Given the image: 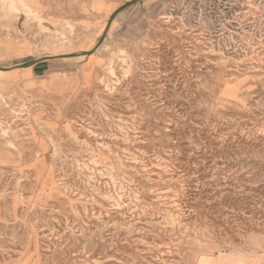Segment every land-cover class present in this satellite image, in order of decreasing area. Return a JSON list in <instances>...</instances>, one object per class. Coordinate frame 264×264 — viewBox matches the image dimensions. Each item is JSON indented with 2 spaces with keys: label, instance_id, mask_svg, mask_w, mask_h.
Segmentation results:
<instances>
[{
  "label": "rangeland",
  "instance_id": "obj_1",
  "mask_svg": "<svg viewBox=\"0 0 264 264\" xmlns=\"http://www.w3.org/2000/svg\"><path fill=\"white\" fill-rule=\"evenodd\" d=\"M40 6L0 0V264H264V0Z\"/></svg>",
  "mask_w": 264,
  "mask_h": 264
},
{
  "label": "crops",
  "instance_id": "obj_2",
  "mask_svg": "<svg viewBox=\"0 0 264 264\" xmlns=\"http://www.w3.org/2000/svg\"><path fill=\"white\" fill-rule=\"evenodd\" d=\"M53 1V6L50 5V0H42V7L40 6L39 11H43L45 16L44 20L47 22L56 23L60 20V12H57L54 8L55 0ZM89 5V10L92 12L93 20L100 23L102 21H107V27L111 23L116 21V17L121 15L122 11L134 4L136 6L144 5L148 0H86ZM39 2V1H38ZM39 7V6H38ZM47 17V20H46ZM108 31V28L105 32Z\"/></svg>",
  "mask_w": 264,
  "mask_h": 264
},
{
  "label": "bare ground",
  "instance_id": "obj_3",
  "mask_svg": "<svg viewBox=\"0 0 264 264\" xmlns=\"http://www.w3.org/2000/svg\"><path fill=\"white\" fill-rule=\"evenodd\" d=\"M52 50L54 51V52H57V51H61V50H63V49H57V48H55L54 46H53V48H52Z\"/></svg>",
  "mask_w": 264,
  "mask_h": 264
}]
</instances>
